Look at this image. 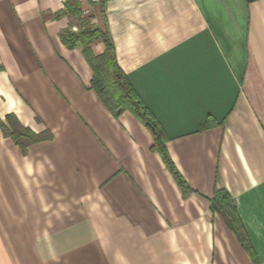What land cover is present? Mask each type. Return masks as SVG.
<instances>
[{"label":"crops","instance_id":"crops-1","mask_svg":"<svg viewBox=\"0 0 264 264\" xmlns=\"http://www.w3.org/2000/svg\"><path fill=\"white\" fill-rule=\"evenodd\" d=\"M64 3L0 0V119L51 136L23 152L0 129V264H264V0H78L56 16ZM85 28L110 37L186 195L62 44ZM218 192L253 254L211 210Z\"/></svg>","mask_w":264,"mask_h":264},{"label":"trees","instance_id":"trees-1","mask_svg":"<svg viewBox=\"0 0 264 264\" xmlns=\"http://www.w3.org/2000/svg\"><path fill=\"white\" fill-rule=\"evenodd\" d=\"M64 9L56 16L74 15L80 16V8L78 0H65ZM101 13L103 12L100 7ZM96 39H101L104 45V52L101 55L93 56L91 51V44ZM61 41L67 48L73 49L76 46L81 47V53L86 63L91 69L92 78L90 81V88L95 92L101 103L105 106L109 113L118 118L121 113H130L135 120L141 123L152 137L153 144L151 150L159 154L167 171L171 174L175 184L178 185L183 195L190 192L189 187L185 183L182 176L177 171L173 161L169 158V154L165 143L167 137L162 132L155 116L144 105L139 95L128 81L126 74L119 68L115 57L114 45L110 37L100 32L98 29H82L78 32H71L65 30L61 33ZM7 124L4 125L0 119V129L12 142L20 147L23 152L25 149L35 142L51 138L50 134H33L29 130L23 128L17 121L10 118L6 119ZM211 126L208 121L205 122L200 129H206ZM211 210L219 213L224 219L225 223L230 227L234 234H237L244 249L253 254L251 246L245 234H243L242 225L236 217L234 207L230 205L228 195L225 192H218L211 200Z\"/></svg>","mask_w":264,"mask_h":264}]
</instances>
